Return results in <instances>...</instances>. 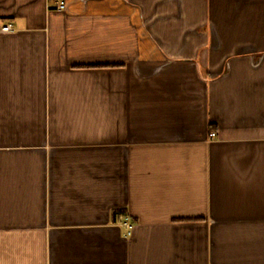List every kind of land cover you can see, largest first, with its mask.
<instances>
[{
	"label": "crops",
	"instance_id": "obj_1",
	"mask_svg": "<svg viewBox=\"0 0 264 264\" xmlns=\"http://www.w3.org/2000/svg\"><path fill=\"white\" fill-rule=\"evenodd\" d=\"M0 264H264V0H0Z\"/></svg>",
	"mask_w": 264,
	"mask_h": 264
},
{
	"label": "built area",
	"instance_id": "obj_2",
	"mask_svg": "<svg viewBox=\"0 0 264 264\" xmlns=\"http://www.w3.org/2000/svg\"><path fill=\"white\" fill-rule=\"evenodd\" d=\"M65 6H66L65 1H60V2L58 3V8H59V9H64ZM1 30H2V31H6V32H8V31H12V24H11V23H8V24L2 26V27H1ZM211 135H214V133H211ZM124 225H125V226L127 227V229H128L127 234L130 235V234H131L132 226H131L128 222H126Z\"/></svg>",
	"mask_w": 264,
	"mask_h": 264
}]
</instances>
